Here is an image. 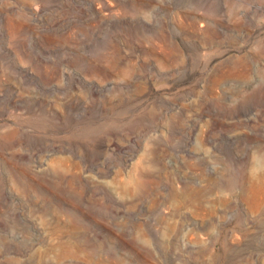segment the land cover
I'll return each instance as SVG.
<instances>
[{
    "label": "rangeland",
    "instance_id": "rangeland-1",
    "mask_svg": "<svg viewBox=\"0 0 264 264\" xmlns=\"http://www.w3.org/2000/svg\"><path fill=\"white\" fill-rule=\"evenodd\" d=\"M0 264H264V0H0Z\"/></svg>",
    "mask_w": 264,
    "mask_h": 264
}]
</instances>
